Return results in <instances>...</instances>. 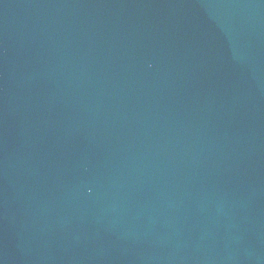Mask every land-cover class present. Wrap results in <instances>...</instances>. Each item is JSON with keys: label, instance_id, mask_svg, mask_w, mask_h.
<instances>
[{"label": "water", "instance_id": "95a60500", "mask_svg": "<svg viewBox=\"0 0 264 264\" xmlns=\"http://www.w3.org/2000/svg\"><path fill=\"white\" fill-rule=\"evenodd\" d=\"M0 264H264V0H0Z\"/></svg>", "mask_w": 264, "mask_h": 264}]
</instances>
